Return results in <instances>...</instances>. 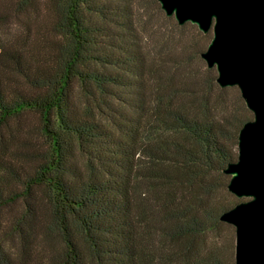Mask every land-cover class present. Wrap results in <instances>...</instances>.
Returning a JSON list of instances; mask_svg holds the SVG:
<instances>
[{
	"label": "trees",
	"instance_id": "1",
	"mask_svg": "<svg viewBox=\"0 0 264 264\" xmlns=\"http://www.w3.org/2000/svg\"><path fill=\"white\" fill-rule=\"evenodd\" d=\"M138 36L121 0H0V264H235L225 169L254 114Z\"/></svg>",
	"mask_w": 264,
	"mask_h": 264
},
{
	"label": "water",
	"instance_id": "2",
	"mask_svg": "<svg viewBox=\"0 0 264 264\" xmlns=\"http://www.w3.org/2000/svg\"><path fill=\"white\" fill-rule=\"evenodd\" d=\"M178 24L213 38L201 56L220 87L237 86L254 118L240 130L238 159L225 173L228 190L247 198L220 219L236 229L235 264H264V0H159Z\"/></svg>",
	"mask_w": 264,
	"mask_h": 264
},
{
	"label": "rangeland",
	"instance_id": "3",
	"mask_svg": "<svg viewBox=\"0 0 264 264\" xmlns=\"http://www.w3.org/2000/svg\"><path fill=\"white\" fill-rule=\"evenodd\" d=\"M121 4L133 16L141 49L150 64L164 65L169 70V74L180 82H183L181 79H186L189 83L194 80L200 81L204 77H211L214 72L218 76L216 67L209 68L201 56L213 38L212 30L208 35L209 33H203L196 24L191 22L178 24L174 16L166 15L159 0H121ZM161 74L164 73L161 72ZM229 89L232 99L240 92L237 86ZM94 117L104 125L111 122L110 118L103 113H95ZM33 123L34 120L29 121L30 126ZM39 200L37 205L33 204L35 210H51L47 190H42ZM8 211H14L15 215L19 216L21 211H25L24 202L17 201L9 207ZM235 230L234 227L236 236ZM59 241L58 237L56 242L59 243Z\"/></svg>",
	"mask_w": 264,
	"mask_h": 264
}]
</instances>
